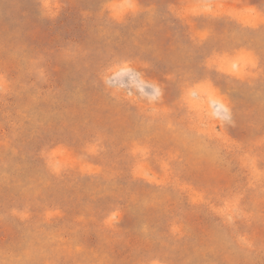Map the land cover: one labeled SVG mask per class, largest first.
I'll list each match as a JSON object with an SVG mask.
<instances>
[{
    "label": "rangeland",
    "instance_id": "1",
    "mask_svg": "<svg viewBox=\"0 0 264 264\" xmlns=\"http://www.w3.org/2000/svg\"><path fill=\"white\" fill-rule=\"evenodd\" d=\"M0 264H264V0H0Z\"/></svg>",
    "mask_w": 264,
    "mask_h": 264
}]
</instances>
